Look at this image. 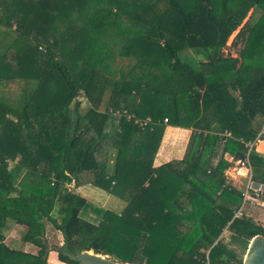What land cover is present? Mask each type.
Here are the masks:
<instances>
[{
    "label": "trees",
    "instance_id": "1",
    "mask_svg": "<svg viewBox=\"0 0 264 264\" xmlns=\"http://www.w3.org/2000/svg\"><path fill=\"white\" fill-rule=\"evenodd\" d=\"M0 26L17 31L0 85L37 84L0 100V264H48V224L62 264L85 251L119 264H243L264 223L250 208L233 220L242 192L226 172L247 156L241 140H264V0H0ZM235 32L242 47L225 57ZM117 57L135 61L121 76ZM165 119L195 131L182 161L155 167ZM249 159L264 185V156ZM83 186L126 206H92ZM9 221L37 253L6 243Z\"/></svg>",
    "mask_w": 264,
    "mask_h": 264
},
{
    "label": "crops",
    "instance_id": "2",
    "mask_svg": "<svg viewBox=\"0 0 264 264\" xmlns=\"http://www.w3.org/2000/svg\"><path fill=\"white\" fill-rule=\"evenodd\" d=\"M15 38H17V31H16L15 26L13 28L6 27V26H0V55H3L7 52V50L9 49V47L11 46V44L13 43ZM124 59H128V58H124ZM120 70H122V71H120ZM120 70L116 71L118 76H121L122 72L127 73L129 71V70L125 71L123 69H120ZM36 87H37V84L34 81H31V80L21 81L20 88H21V91L23 92V94L21 93L20 97L33 93V91L36 89ZM110 94H111V90L109 89L104 96L103 104L101 106L102 111L105 110V108H106ZM83 103L85 104L84 106H86V102H83ZM73 106H74V104H73ZM208 123L210 124L211 127H214V119L212 117L208 118ZM194 131H195L194 128H190V129L182 128V127L173 126V125H170L167 123L165 131H164V135H163V138H162L159 150H158V153H157L155 161H154V166L159 167V166H162L166 163H170V162H174V161H182L186 155L188 144L190 142L191 136H192ZM261 133H259V134H261ZM255 151L257 153H259L260 155L264 156V140L260 141V143L258 144ZM226 157L229 161H232V157L229 154H227ZM105 158H108L110 160V154L104 155V160H106ZM217 161H218V158L215 159L214 163L216 164ZM236 163H234L233 166L227 170L226 175L230 179L233 186H235L237 188L236 185L240 184L238 186L239 187L238 189L242 190L244 188L245 184L247 183V179H248L247 178V171H246V169H243V168H237ZM110 165H111V163H110ZM89 187H92V186H89ZM92 188H95V187H92ZM78 189L79 188H77L75 191L79 194ZM99 190H101V189H99ZM101 191L103 193L105 192L103 190H101ZM110 196H113V195H110ZM115 205H116L115 207H117V210H114V209H110V210L115 211L116 213L120 214L122 212V210L125 208L126 203L124 205L118 206L116 201H115ZM256 209H257L256 216H257L258 220L260 222L264 223V206L257 207ZM17 226H15L16 229H17ZM226 231L228 232V230H226ZM47 232H48V227H47ZM8 234H9V232H8ZM9 235H11V234H9ZM21 236H22V234L20 235V237H18L20 240H21ZM5 237H6V235H5ZM7 237H6V243L8 244V242H7L8 238ZM47 237H48V235L46 233V239H47ZM47 242L49 243L48 239H47ZM24 245H25V247L22 251L30 252V253H34V254L37 253L38 249L35 246H33L32 244L24 243ZM61 245H63V243ZM48 246L49 247H48L47 259H49V256L51 253H55V257H56L55 260L56 261L53 264H62L59 261L57 251H55L53 249V247H56V246H53L50 243L48 244ZM17 250H19V249H17ZM48 264H50L49 261H48Z\"/></svg>",
    "mask_w": 264,
    "mask_h": 264
},
{
    "label": "rangeland",
    "instance_id": "3",
    "mask_svg": "<svg viewBox=\"0 0 264 264\" xmlns=\"http://www.w3.org/2000/svg\"><path fill=\"white\" fill-rule=\"evenodd\" d=\"M236 35H237V32H235L233 34V36L230 38L229 41L235 39ZM239 47H240L239 49H241V47H242L241 44H239ZM191 56H193V58L196 62H201V61L205 60V58L203 56L197 55L195 52H192V51H191ZM134 63H135V61L133 59H130V58L124 59L121 57H117V59L114 62V68H115L114 70L119 71L120 69H123L125 71H128ZM120 71H122V70H120ZM20 84H21V81H17V82L12 81V82H9L7 84L0 85V100L7 99V100H11L12 102H15L13 100L18 99L20 97L21 93L23 94V92L21 91V88H20ZM85 108H86V106L83 107V109H85ZM110 163H111V165H113V163H114V154L112 156V161ZM239 185L240 184L236 185L237 189L239 188L238 187ZM70 188L71 189L73 188L72 184L70 185ZM78 190H79V194L81 196L83 195V197H85L87 199V201L92 206H95V207H99V208H103V209H109V210L110 209L117 210V207H115L116 206L115 201H116L118 206L125 204V202L122 199H120L116 196H110L109 194H107L105 192L103 193L98 188L96 189V188H92L89 186H83V187H80ZM257 207L258 206L250 207V209L253 212L255 217L257 214V209H256ZM82 216L87 220L97 222V215L95 214V212L93 211L92 208L87 209V211H85L82 214ZM15 226H17L15 223L9 221V223H8L9 229L7 228L5 230V235H6V237L8 236L7 242H8V245L10 247L15 248V249H19V250H23L26 244L24 245V243L21 242V240L18 237H20V235L23 234L24 231H26V228L22 227V226H17V229H16ZM8 232L12 236L9 235ZM47 235H48L47 239L49 240V243L51 245L56 246V247H60L61 244L63 243V237H62L61 233L56 231L51 224H48ZM222 239L228 245H230V246L233 245V242H232L233 236H232L231 232L229 233V231L227 232L225 230V232L222 235ZM236 245H237V243H236ZM239 249H240V251L242 250L240 244L237 245L238 252H239ZM245 256H246V254L244 255L243 259L245 258ZM55 259H56L55 253H51L48 261L50 264H53L56 261Z\"/></svg>",
    "mask_w": 264,
    "mask_h": 264
},
{
    "label": "built area",
    "instance_id": "4",
    "mask_svg": "<svg viewBox=\"0 0 264 264\" xmlns=\"http://www.w3.org/2000/svg\"><path fill=\"white\" fill-rule=\"evenodd\" d=\"M230 40V39H229ZM227 42L226 46L223 48L222 53L225 55V57H238L239 54V44L235 47L234 46V39ZM76 101L79 102H87L86 99L84 98V96H80L76 99ZM152 121L150 118L147 119H139L137 120V123L139 124V126L141 128H145L148 124H150ZM165 123H168V119H165ZM225 137H231V135L229 133H224L223 134ZM261 136L262 133L259 134L256 139L252 140V141H243L241 140L242 143L245 144V147L247 148L248 152H247V156L245 158V160L243 161H238L236 163V167L237 168H243L246 169L247 171V183L245 184L244 188L241 190L242 192V203L239 206V208L237 209V211L235 212L234 216H233V220L235 219H242L245 215H247L248 213V209L250 207H261L264 206V202H263V191L262 190H255L253 188V181H252V168H251V164H250V159H249V155L252 151L256 150L258 144L261 141Z\"/></svg>",
    "mask_w": 264,
    "mask_h": 264
},
{
    "label": "water",
    "instance_id": "5",
    "mask_svg": "<svg viewBox=\"0 0 264 264\" xmlns=\"http://www.w3.org/2000/svg\"><path fill=\"white\" fill-rule=\"evenodd\" d=\"M207 3L205 2V5ZM255 190L263 191L264 202V185L254 182ZM55 251H61L60 247H53ZM70 260L80 264H119L114 259L95 254L93 251L77 252L75 255L67 254ZM243 264H264V235H258L252 239L248 247Z\"/></svg>",
    "mask_w": 264,
    "mask_h": 264
}]
</instances>
